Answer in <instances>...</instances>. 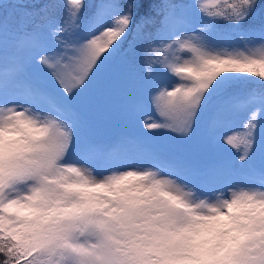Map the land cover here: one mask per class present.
I'll list each match as a JSON object with an SVG mask.
<instances>
[{
    "label": "snow or ice",
    "instance_id": "obj_1",
    "mask_svg": "<svg viewBox=\"0 0 264 264\" xmlns=\"http://www.w3.org/2000/svg\"><path fill=\"white\" fill-rule=\"evenodd\" d=\"M126 43L136 90L98 80ZM205 120L226 167L159 155ZM0 264H264V0H0Z\"/></svg>",
    "mask_w": 264,
    "mask_h": 264
},
{
    "label": "rangeland",
    "instance_id": "obj_2",
    "mask_svg": "<svg viewBox=\"0 0 264 264\" xmlns=\"http://www.w3.org/2000/svg\"><path fill=\"white\" fill-rule=\"evenodd\" d=\"M118 55L114 58V60L116 62L124 61L122 64L123 68L127 64L137 66L139 63V59L136 55H133L136 58L128 54H125L123 57H119ZM125 56H127V58H124ZM120 79L128 90H134L140 87L141 78L137 79L136 81L127 79L125 77H120ZM101 109L103 111L102 114H100ZM95 113H98V117L104 119V121L102 126L99 128L96 127V129H94V127L91 125L92 121H90V131L93 139L102 143H116L121 138L134 139L137 136L139 128L123 119L120 112L118 98L113 99L109 103L100 105L99 107L93 109L90 114ZM107 122H114L116 127H111ZM199 133L200 135H198ZM185 141L192 145L195 143L198 145V147H200V149H203L204 151L206 150L207 153L203 154L205 158L200 159L199 162H196V158H193L191 153L187 154L185 151L186 149L181 145V143L186 144ZM207 149H210L209 153ZM156 150L166 161L181 164L196 174H199L201 171H206L209 168H220L226 167L227 165V161L217 153L212 131L206 120L198 123L196 132L191 139L182 140L179 138H174L173 134L171 133L165 134L157 141ZM193 163H197L198 168H193Z\"/></svg>",
    "mask_w": 264,
    "mask_h": 264
},
{
    "label": "trees",
    "instance_id": "obj_3",
    "mask_svg": "<svg viewBox=\"0 0 264 264\" xmlns=\"http://www.w3.org/2000/svg\"><path fill=\"white\" fill-rule=\"evenodd\" d=\"M125 3L126 0H85V3L88 5H95V4H100V3ZM134 30H135V26H134ZM150 28H145V31H149ZM125 54L128 55H136L135 51L129 47V44H125L123 50L119 53V57H123ZM134 58H136L135 56H133ZM124 58H127V56H125ZM127 60V59H126ZM124 63V61L121 62H116L115 60L111 61L108 65L105 66V68L101 71L100 76L98 77V80L100 81H107L110 78L113 77H125L127 79H132V80H137L139 78H141V72H140V66L139 63L137 66H132L131 64H127L124 68L122 66V64ZM138 89V88H136ZM134 89V90H136ZM103 108V107H102ZM102 109L100 110V114H102ZM101 116V115H99ZM90 121H92L91 125L94 127V129L99 128L102 126V123L104 121V119H101L98 117V113L95 114H90ZM96 123V124H95ZM111 127L115 128L116 125L114 124V122H107ZM97 131V130H96ZM186 144L181 143V145L184 148H187L185 151L187 154L193 152H197V156H201L199 151H198V145L194 143V145L192 144H188L187 141H185ZM190 151H187V150Z\"/></svg>",
    "mask_w": 264,
    "mask_h": 264
}]
</instances>
